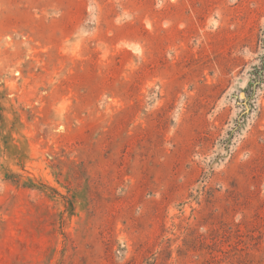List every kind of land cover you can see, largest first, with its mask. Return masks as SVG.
Returning <instances> with one entry per match:
<instances>
[{
	"label": "rangeland",
	"instance_id": "1",
	"mask_svg": "<svg viewBox=\"0 0 264 264\" xmlns=\"http://www.w3.org/2000/svg\"><path fill=\"white\" fill-rule=\"evenodd\" d=\"M0 264H264V0H0Z\"/></svg>",
	"mask_w": 264,
	"mask_h": 264
},
{
	"label": "water",
	"instance_id": "2",
	"mask_svg": "<svg viewBox=\"0 0 264 264\" xmlns=\"http://www.w3.org/2000/svg\"><path fill=\"white\" fill-rule=\"evenodd\" d=\"M242 96H244V93L242 94Z\"/></svg>",
	"mask_w": 264,
	"mask_h": 264
}]
</instances>
